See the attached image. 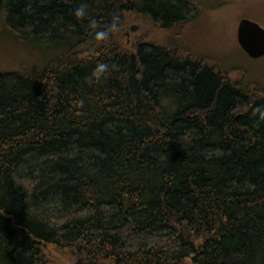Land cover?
<instances>
[{"label":"trees","instance_id":"1","mask_svg":"<svg viewBox=\"0 0 264 264\" xmlns=\"http://www.w3.org/2000/svg\"><path fill=\"white\" fill-rule=\"evenodd\" d=\"M223 3L0 0L51 51L0 70V264H264V75L183 38Z\"/></svg>","mask_w":264,"mask_h":264},{"label":"rangeland","instance_id":"2","mask_svg":"<svg viewBox=\"0 0 264 264\" xmlns=\"http://www.w3.org/2000/svg\"><path fill=\"white\" fill-rule=\"evenodd\" d=\"M222 1L225 3L221 4L219 9L215 7H209L207 10L202 9L201 28L199 27V29L195 28L194 31H188L183 35V38L190 39L195 36L197 45L204 51H211L221 56L227 55L228 58L234 56L237 64H243L253 75L259 74L263 78L264 62H252L241 55V52H238L239 50L236 48L237 43L235 39L236 26L243 15L248 12H256L264 18L263 6L257 2L258 0ZM193 13L195 12L191 11V15ZM126 36L128 38V35ZM41 52L47 55L51 54V51L45 47H41V49L31 47L30 50H24L23 46L17 45L7 38L0 37V70L2 67L9 69L16 68L17 64L22 60L29 61L33 54L35 57H38ZM52 259L57 264H70L66 257L52 255Z\"/></svg>","mask_w":264,"mask_h":264},{"label":"water","instance_id":"3","mask_svg":"<svg viewBox=\"0 0 264 264\" xmlns=\"http://www.w3.org/2000/svg\"><path fill=\"white\" fill-rule=\"evenodd\" d=\"M235 39L240 50L252 60L264 57V28L258 23L242 18L236 26Z\"/></svg>","mask_w":264,"mask_h":264},{"label":"clouds","instance_id":"4","mask_svg":"<svg viewBox=\"0 0 264 264\" xmlns=\"http://www.w3.org/2000/svg\"><path fill=\"white\" fill-rule=\"evenodd\" d=\"M73 15L77 18H85L88 16V10L86 3L80 4L75 8ZM89 28L94 32L97 41H107L111 35L118 33L120 30L119 18L113 17L111 23L108 25L107 30H97V24L95 20H90ZM108 70V65L100 63L97 65L96 72L103 73Z\"/></svg>","mask_w":264,"mask_h":264}]
</instances>
